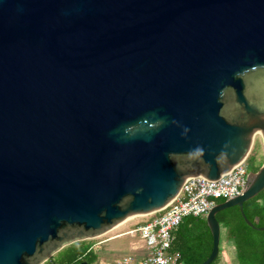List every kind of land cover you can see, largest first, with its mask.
I'll list each match as a JSON object with an SVG mask.
<instances>
[{
	"label": "water",
	"instance_id": "1",
	"mask_svg": "<svg viewBox=\"0 0 264 264\" xmlns=\"http://www.w3.org/2000/svg\"><path fill=\"white\" fill-rule=\"evenodd\" d=\"M256 132L264 147V0H0V264L163 207ZM263 189L264 158L205 215L200 264L218 211L264 229L243 212Z\"/></svg>",
	"mask_w": 264,
	"mask_h": 264
},
{
	"label": "built area",
	"instance_id": "2",
	"mask_svg": "<svg viewBox=\"0 0 264 264\" xmlns=\"http://www.w3.org/2000/svg\"><path fill=\"white\" fill-rule=\"evenodd\" d=\"M247 169L244 161L232 166L218 178L209 179L203 175L187 176L177 194L163 207L152 211L148 217L119 231L115 235L139 233V240L130 244L134 252L113 257L97 256L87 264H180V252L174 249V231L186 216L204 217L217 202L234 197L246 185ZM98 241L92 245L95 249ZM39 264H56L49 257Z\"/></svg>",
	"mask_w": 264,
	"mask_h": 264
},
{
	"label": "trees",
	"instance_id": "3",
	"mask_svg": "<svg viewBox=\"0 0 264 264\" xmlns=\"http://www.w3.org/2000/svg\"><path fill=\"white\" fill-rule=\"evenodd\" d=\"M243 212L255 225H264V189L243 202ZM216 218L220 231L224 228L226 238L233 242L237 264H264V229L248 225L237 205L218 211ZM94 243L84 239L74 241L63 246L51 259L56 264H77L82 260L90 263L98 256L92 248ZM211 245V234L203 216L184 217L174 231L172 247L180 252V264H200L208 256ZM217 259L218 254L209 264H215Z\"/></svg>",
	"mask_w": 264,
	"mask_h": 264
},
{
	"label": "rangeland",
	"instance_id": "4",
	"mask_svg": "<svg viewBox=\"0 0 264 264\" xmlns=\"http://www.w3.org/2000/svg\"><path fill=\"white\" fill-rule=\"evenodd\" d=\"M253 155V156H252ZM250 156V157H249ZM249 157V158H248ZM264 158V147L262 143V137L259 132H256L253 138V142L251 145V148L246 156V159L244 160V165L247 169V173L250 171L252 167H256L261 164ZM149 214H139L134 215L126 220H124L122 223H119L112 229L98 234L91 238H85V241H98L96 244V251L99 255L104 257H113L117 255H121L124 253H135L140 254L141 250H135L132 252L130 250V244L133 241L139 240V233L138 232H132L129 234H122V235H115L113 237H109L119 231H124L128 227H131L135 225L136 223L145 220L148 217ZM226 232L225 229L220 231V239H219V252H218V258L220 256V249L224 246L226 243ZM230 243L233 245L232 240L230 239ZM56 252L50 256V258H53L55 256ZM215 264H221L220 260L217 259Z\"/></svg>",
	"mask_w": 264,
	"mask_h": 264
},
{
	"label": "crops",
	"instance_id": "5",
	"mask_svg": "<svg viewBox=\"0 0 264 264\" xmlns=\"http://www.w3.org/2000/svg\"><path fill=\"white\" fill-rule=\"evenodd\" d=\"M98 256L101 255L98 254ZM218 259L220 260L221 264H237L234 253V246L230 243V239H226V243L224 244L222 249H220V256Z\"/></svg>",
	"mask_w": 264,
	"mask_h": 264
},
{
	"label": "bare ground",
	"instance_id": "6",
	"mask_svg": "<svg viewBox=\"0 0 264 264\" xmlns=\"http://www.w3.org/2000/svg\"><path fill=\"white\" fill-rule=\"evenodd\" d=\"M245 159H246V158H244L242 161H244ZM247 174H248V173H247ZM150 213H151V212H150ZM150 213H147V214H150ZM137 215H139V214H137ZM130 217H132V216H128V217L125 218L124 220H126V219H128V218H130ZM204 217H205V216H204ZM124 220H122V221L119 222V223H122ZM119 223H117L116 225H118ZM116 225H115V226H116ZM115 226H113V227H115ZM113 227H112V228H113ZM112 228H111V229H112Z\"/></svg>",
	"mask_w": 264,
	"mask_h": 264
}]
</instances>
